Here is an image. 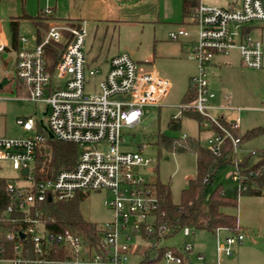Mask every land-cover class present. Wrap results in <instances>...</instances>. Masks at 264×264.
Returning a JSON list of instances; mask_svg holds the SVG:
<instances>
[{
    "label": "built area",
    "instance_id": "built-area-1",
    "mask_svg": "<svg viewBox=\"0 0 264 264\" xmlns=\"http://www.w3.org/2000/svg\"><path fill=\"white\" fill-rule=\"evenodd\" d=\"M194 2L190 21L198 26V31L190 56L197 61L198 71L190 88L195 98L179 104L180 112L193 111L205 117L203 129L213 131L206 146L214 154L220 155L227 141L238 153L242 143V135L237 131L241 118L237 115L231 122L226 114L241 109L230 103L226 93L224 103L210 102L215 94L210 87L209 66L217 55L229 54L236 48L243 64L263 67L262 42L244 30L253 23L264 27V0H242L235 7ZM190 35L185 25L170 32L174 40L187 41ZM87 36L86 20L57 22L49 26L34 47L16 51V79L26 86L29 99L43 101L47 108L46 120L40 124L32 117L17 119L30 135L0 137V168L1 162H8L24 178L23 182H15L0 176V181L6 180L8 199L0 212V235L13 242L11 249L0 242V264H193L189 255L194 248L192 243H186L182 249H152L165 240L161 238L156 243L154 234L166 228L158 219L159 197L154 181L140 169L152 159L143 154L142 146L137 150L123 148L129 143L125 128L140 124L146 107L162 105L172 81L155 70H147L128 52L111 56L107 69L91 65L85 49ZM20 39L28 40L23 35ZM52 46L59 50L55 61L48 52ZM97 75L101 78L96 91L88 92L90 79ZM50 133L55 139L77 143L79 158L74 166L62 168L54 178L38 179L34 173L36 155ZM235 165L233 178L239 189L246 190V181L254 172L243 173ZM24 167H29L27 175L21 173ZM87 190L111 193L105 205L114 211V217L99 226V248L85 242L78 233L50 228L48 222L53 219L45 216L40 207L48 198L67 200ZM1 194L0 185V197ZM1 224L15 228L5 231ZM225 229L229 230H215L217 251L231 255L232 245L240 243L245 235L239 231L223 239L221 233ZM183 231L191 234L190 227ZM197 258L205 256L198 254Z\"/></svg>",
    "mask_w": 264,
    "mask_h": 264
},
{
    "label": "rangeland",
    "instance_id": "rangeland-1",
    "mask_svg": "<svg viewBox=\"0 0 264 264\" xmlns=\"http://www.w3.org/2000/svg\"><path fill=\"white\" fill-rule=\"evenodd\" d=\"M117 1L124 9L114 14L116 17L111 21L90 15L83 17L88 26L85 49L87 54L89 53L90 64L102 66L100 60L93 59L92 55L98 52V48L105 40L101 50L102 57L128 52L136 62L144 64L147 70H155L172 81V87L163 104L146 107L141 123L132 128H125L124 135L129 143L123 148L137 150L142 146L143 154L152 159L149 165L140 168L142 173L150 180H161L170 184L172 198L178 203L181 201L182 191L187 187L189 178L196 175L197 156L192 150L178 152L160 147L156 143L155 134L160 131L172 137H181L186 133L199 138L203 145L213 134V131L199 127V122L194 117L186 112H180L179 104L185 101L192 75L198 71L197 61L190 56L192 43L181 44L171 39L168 34L175 28L173 23L183 22L186 19L182 0ZM54 3L55 0H0V18L4 24V31L10 35L11 15H15L19 20V34L29 38L27 42H20V48L34 47L38 30L41 29H38L39 26L33 17L48 10L55 16L69 17L72 6H75L74 0H58L57 8ZM142 5V8L138 7ZM102 8L103 5L99 7V13L105 14L102 13ZM24 15L33 17L27 18ZM189 30L192 36L196 37L198 26L190 25ZM249 33L253 39H259L263 44V67L246 66L237 50L225 54L228 56L227 62L209 67L210 83L215 94L210 102L220 105L225 102L221 98L222 93L230 95V103L241 110L236 113L227 112L226 115L231 122L237 115L240 116V126L237 131L241 135L254 127H264V27L257 25ZM0 67L4 69L0 74V137L30 135L31 132L23 129L17 123V119L32 117L40 124L41 120H46L47 105L43 101L36 102L27 97L24 83L14 78L15 71L10 54L0 53ZM100 78V75L91 78L86 90L96 91V83ZM173 117L181 119L180 129L169 127V121ZM40 127L46 132L45 128ZM262 148H264V133L243 141L238 149V158L242 159L252 151ZM1 166V177L23 182L24 178L20 177L19 171L13 169L10 163L4 161L1 162ZM235 171V164L227 165L218 172L209 185L210 192L220 186L227 195L238 200V207L224 208L225 211L238 215L241 231L245 235L240 243L232 245L233 253L219 254L216 234L209 229L191 228L189 235L180 229L176 234L166 238L162 245L182 249L186 243H192L194 248L189 255L193 264H264V190L259 195L243 192L239 189V183L233 178ZM106 198L111 199L109 191L83 192L80 202L82 215L99 226L112 220L114 212L105 205ZM221 234L224 239L226 235L235 232L225 229ZM198 254L204 255L205 259H198Z\"/></svg>",
    "mask_w": 264,
    "mask_h": 264
},
{
    "label": "trees",
    "instance_id": "trees-1",
    "mask_svg": "<svg viewBox=\"0 0 264 264\" xmlns=\"http://www.w3.org/2000/svg\"><path fill=\"white\" fill-rule=\"evenodd\" d=\"M193 4L192 1H184V9L188 5ZM45 12H41L42 16ZM13 30V47L17 48L18 28L17 21H12ZM250 27L245 28L244 32L249 33ZM3 47L2 50H4ZM1 51V50H0ZM52 61L56 60L59 50L52 46L48 50ZM195 98V92L190 88L185 95V102L192 101ZM188 115L194 117L199 124L205 120V117L193 112L185 111ZM169 127L172 129H180V118L173 117L169 121ZM203 128V127H202ZM264 133V127L258 126L247 130L242 135V142L254 138ZM156 143L165 149L171 151L192 150L197 156L196 175L189 179L188 185L183 189L181 201L176 203L172 198L171 186L161 180L154 182V187L159 197L158 219L166 224L163 230L158 229L154 234L156 243L161 238H169L176 234L180 229L190 227L193 229H209L215 232L219 227L228 228L230 231L239 232L238 215L227 212L225 207H238V200L224 193L220 186L209 191V185L214 181L215 176L229 164H238L243 173L254 172L246 181L248 187L243 192L247 194H262L264 190V148L252 151L242 159L238 158V153L234 151L231 141H227L220 155L214 154L206 145H203L199 138L193 136L172 137L163 132L158 131L155 134ZM80 147L77 143L71 141H63L49 137L42 143L38 149L34 173L38 179L54 178L59 170L66 166H74L79 158ZM0 185L2 194L0 197V212L6 207L8 199L5 192L6 180L1 179ZM81 193H77L75 197L67 200H55L48 198L40 204L42 212L45 216H51L52 221L48 222V226L56 231L70 230L81 235L85 242L91 246H101V233L99 225L95 222L87 220L81 213L80 202ZM8 231L15 228L9 224H1ZM0 242L8 245L11 249L13 242L6 239L4 235H0ZM168 246L153 245V250L163 251ZM175 249V248H174ZM176 252H178L176 250ZM182 254L181 252H178ZM12 254V250L9 255Z\"/></svg>",
    "mask_w": 264,
    "mask_h": 264
},
{
    "label": "crops",
    "instance_id": "crops-1",
    "mask_svg": "<svg viewBox=\"0 0 264 264\" xmlns=\"http://www.w3.org/2000/svg\"><path fill=\"white\" fill-rule=\"evenodd\" d=\"M184 1L185 0H182V4H183L182 5V9H183V11L185 13L186 19H184L183 22H175V23H173L175 28L169 31V33H168L169 37H170V32L175 30L179 25H185L188 30H189V26L190 25H194L190 21V14L192 12V8H193V5H194L195 2H194V0H188V1H192L193 4L188 5V7L186 8V10H188V12L186 13L185 9H184ZM202 1H204V2H206L208 4H211V5H218V6H222V7H235V6H238L239 4H241L242 0H202ZM74 2H75V6H72V9H71L72 13L69 15V17H64L63 18V17L55 16L53 13H51V12L47 13L46 11H45L46 15L44 13V14H42V16H39V14L36 15L35 17H33L31 15H29V16L28 15H24L27 18L28 17H30V18L33 17L35 19V23L39 26L38 29H41V30H38V36H37L35 45L38 43V41L42 38V36L48 30L49 26L54 24V23L62 22V21L73 22V21L86 20L85 18H83L86 15L99 17V19L105 18L103 20L111 21V19L116 17V15H114V14H118L120 10L124 9L123 5H121L117 0H74ZM54 4H55V7L57 8L58 0H55ZM101 5H103L102 13H105V14H100L99 13V7ZM77 6H79V7L77 8ZM138 7L142 8L143 5L142 6H138ZM144 9H148V8L144 7ZM12 21H17V28H18L17 48L13 47L12 24H11V30H10V35H9L6 31H4L5 30L4 29V24H3L2 19L0 18V37H1L0 38V46L5 47V49L1 50L0 53H8V54H10L11 55V61L13 62V65H14L16 51L18 49H20L19 44L22 41L20 39V36L22 34H19V20L17 19V17L15 15H11V22ZM257 25L259 27H261L260 24L254 23V24L249 26L251 28L250 30H252V28H254V27H257ZM87 28H88V26H87ZM190 34H191L190 38L187 41H182V40H176V41L180 42L181 44H185V43H188V42L193 43V41L197 37V32H196V37L192 36V32L191 31H190ZM27 41H29V38H28ZM104 44H105V40L103 41L102 45L98 48V52H96V54L94 56L92 55V58L95 59V60H100V63L102 65L101 67H103L104 69H107L108 65H109L108 64L109 63V59L111 58L112 55L108 56V57L107 56L102 57L101 50H103V47H104L103 45ZM232 50H237L239 52V50L236 49V48H234ZM227 55H225V54L217 55L215 57V59L212 61V63L210 64V66L211 65L212 66L211 67L209 66V67L212 68L217 63L227 62L228 61V58H227L228 56ZM239 55H240V53H239ZM7 62L8 61H6V63ZM3 70L4 69H2V67H0V74L3 73ZM14 78L16 79V77H14ZM209 79H210V77H209ZM210 82H211V80H210ZM4 83H6V82H4ZM210 87L214 91V88H213V86H211V83H210ZM189 89H190V86H189ZM188 90H187V92H188ZM222 94L224 95L225 93H222ZM223 95L221 96L222 100H224ZM180 126H181V121H180ZM199 127L202 128V126L200 124H199ZM191 178H193V177H190L189 179H191ZM152 181L155 182L156 180H152ZM224 193H226V192H224Z\"/></svg>",
    "mask_w": 264,
    "mask_h": 264
},
{
    "label": "water",
    "instance_id": "water-1",
    "mask_svg": "<svg viewBox=\"0 0 264 264\" xmlns=\"http://www.w3.org/2000/svg\"><path fill=\"white\" fill-rule=\"evenodd\" d=\"M50 137L53 138V134L52 133H50ZM21 173L23 175H27L29 173V167L22 168Z\"/></svg>",
    "mask_w": 264,
    "mask_h": 264
}]
</instances>
